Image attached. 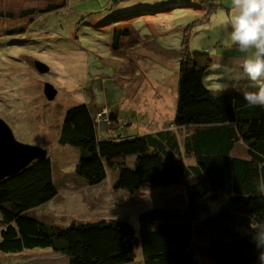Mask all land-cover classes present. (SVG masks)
<instances>
[{"label": "trees", "instance_id": "1", "mask_svg": "<svg viewBox=\"0 0 264 264\" xmlns=\"http://www.w3.org/2000/svg\"><path fill=\"white\" fill-rule=\"evenodd\" d=\"M64 5L27 10L19 18L54 12ZM0 17L16 18L11 13ZM182 45L176 113L167 127L124 135L120 132L125 131L127 119L120 121L110 114L105 125L116 134L103 136L95 120L98 112L82 104L66 112L59 143L79 150L77 173L88 185H100L108 169L118 168L116 189L129 199L181 186L184 206L147 210L137 216L136 226L128 219L74 220L67 228L50 226L30 215L58 194L52 161L37 160L0 182V253L51 249L67 255L70 264H131L136 251L143 264L204 260V264H254L258 260L264 249H257L252 231L264 226V196L256 191L264 173V108L248 106L240 91L206 87L203 78L210 57L190 52L186 41ZM240 144L245 145L244 156L233 154Z\"/></svg>", "mask_w": 264, "mask_h": 264}, {"label": "rangeland", "instance_id": "2", "mask_svg": "<svg viewBox=\"0 0 264 264\" xmlns=\"http://www.w3.org/2000/svg\"><path fill=\"white\" fill-rule=\"evenodd\" d=\"M149 2L153 7L129 11L121 4L116 7L114 0H68L57 11L36 13L23 21L18 17L26 0H0V12L10 11L16 17H0V119L18 142L46 150L52 161L58 194L30 212L45 224L67 228L74 220L128 219L136 226L144 210L185 204L181 186L150 190L129 199L116 189L118 168L108 169L103 183L90 186L77 173L79 150L59 143L66 112L82 104L93 111L120 109V121L130 118L128 111L134 112L142 117L131 118L140 130L143 124L154 128L157 123L163 128L172 123L184 41L190 52L208 54L211 62L203 84L220 91L223 81L215 71L217 62L228 64L231 57L241 55L221 27L231 14V4L225 3V8L201 1L194 7H182L184 3L159 8L163 4ZM140 11L142 15L131 13ZM125 37L128 42L123 41ZM37 62L47 65L49 72L40 74ZM46 84L57 90L54 100L46 98ZM102 122L103 136H114V130ZM233 154L244 156L245 145H238ZM184 161L191 164V159ZM128 165L133 168L134 159ZM135 254L131 264H143L140 252ZM0 264H70V259L51 249L36 248L22 254L0 253ZM254 264H260L259 259Z\"/></svg>", "mask_w": 264, "mask_h": 264}, {"label": "clouds", "instance_id": "3", "mask_svg": "<svg viewBox=\"0 0 264 264\" xmlns=\"http://www.w3.org/2000/svg\"><path fill=\"white\" fill-rule=\"evenodd\" d=\"M221 27L241 55L231 57L228 64L217 62L215 71L223 81L220 91H240L248 106L264 108V0H231V14ZM245 79L249 83L242 84ZM256 191L264 196V173ZM252 239L258 250L264 249V226L252 231ZM258 259L264 264V250Z\"/></svg>", "mask_w": 264, "mask_h": 264}, {"label": "water", "instance_id": "4", "mask_svg": "<svg viewBox=\"0 0 264 264\" xmlns=\"http://www.w3.org/2000/svg\"><path fill=\"white\" fill-rule=\"evenodd\" d=\"M37 68L40 74L49 72V67L41 62H37ZM44 94L48 100H54L57 90L46 84ZM47 158L46 150L18 142L9 126L0 119V182L21 173L35 161Z\"/></svg>", "mask_w": 264, "mask_h": 264}, {"label": "crops", "instance_id": "5", "mask_svg": "<svg viewBox=\"0 0 264 264\" xmlns=\"http://www.w3.org/2000/svg\"><path fill=\"white\" fill-rule=\"evenodd\" d=\"M67 1L68 0H26L25 9L21 10L20 13H22L24 11H27V10L44 9V8H47L50 5H58V4H61V3L63 4V3H66ZM114 1H115L116 7H118V5L121 4V6L123 8H125V10H132V9H135V8H138V7H141V6L153 7L151 5V3H153V2H149V1H152V0H149V1L148 0H140V1L139 0H136L135 1L136 3H131L130 5L126 4L123 0L122 1H116V0H114ZM156 1L159 2V3H161V4H163V5H159V8H161L160 6H163V7H167V6L170 7L171 6V7H173V4H174V6L175 5L176 6H180L179 4H184V3H185V5H181L182 7L183 6L190 7V5H188V4L192 3V0H178V1H182L180 3L179 2H176L175 3L176 0H172V1L171 0H166L165 2L162 1V0H156ZM201 1L205 2L206 4H208L209 2L210 3L215 2V3L221 4L223 6H225L224 5L225 3H230L231 4V0H194V3H192V4H195L196 2H201ZM225 8H226V6H225ZM5 12H6V14L7 13H10V11H5ZM2 13H3V11L0 12V16L2 15ZM18 19L19 20H23V19H20L19 17H18ZM28 19H29V17L28 18H25L24 20H28ZM6 20H8V19H6ZM129 31L132 32V30H129ZM135 36L137 37V34H135ZM123 41L128 42V38L127 37L123 38ZM95 112H101V110L99 109V110H97ZM105 112L108 113L110 111L108 109H106ZM128 112H129V116H130L129 119L126 118V119H128V125H127L126 128H124L125 131H121L120 132L121 134H124V135H135V134H137V135H144V134L154 133V132L162 129V127H158L159 125H156L157 124L156 123L155 124L156 127H154V128H151L150 127V124H148L147 127L144 126L145 124H143V127L140 130L139 127L137 126V124L133 125L134 124V120L131 119V118H135V117H138V116L134 112H130V111H128ZM110 113L116 114V115L120 116L119 115L120 109H117V110L112 109V112H110ZM138 118L141 119L142 117H138ZM133 129H135V130L132 131ZM137 129H139V131H137ZM110 130L111 129H109V131ZM172 188L173 187L167 188V189H172ZM156 207H153V208H156ZM159 207H167V206H165V205L164 206H161L160 205ZM153 208H151V209H153ZM167 208H171V207H167ZM145 211H147V210H144L143 212H145ZM143 212H141V213H143Z\"/></svg>", "mask_w": 264, "mask_h": 264}, {"label": "built area", "instance_id": "6", "mask_svg": "<svg viewBox=\"0 0 264 264\" xmlns=\"http://www.w3.org/2000/svg\"><path fill=\"white\" fill-rule=\"evenodd\" d=\"M100 118V121L98 122V119ZM96 122L98 124H101L100 122H104V123H109V116H106V113L105 112H98V114L96 115V118H95ZM102 122V123H103Z\"/></svg>", "mask_w": 264, "mask_h": 264}]
</instances>
